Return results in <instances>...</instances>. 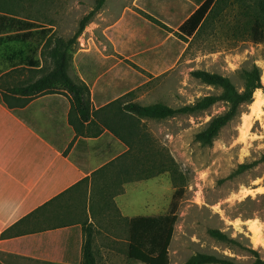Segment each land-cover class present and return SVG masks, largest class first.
<instances>
[{
  "label": "rangeland",
  "instance_id": "obj_1",
  "mask_svg": "<svg viewBox=\"0 0 264 264\" xmlns=\"http://www.w3.org/2000/svg\"><path fill=\"white\" fill-rule=\"evenodd\" d=\"M256 1L242 0L218 16L212 14L199 33L186 38L179 27L197 10L193 0H107L72 51L70 75L82 76L90 87L98 83L100 92L113 94L111 100L133 92L125 102L162 103L174 109L219 93L195 79V70L227 76L242 90L239 73L258 66L264 86V43H256L249 34ZM95 3L0 0V13L51 28L57 37L69 39ZM37 58L40 71L20 69L9 75L41 78L51 70L52 61L47 50ZM260 92L259 105L244 106L212 146L201 145L195 137L227 111L224 102L194 115L142 120L143 133L149 137L141 147L145 153L151 150L153 164L162 163L167 169L129 192L128 214L169 217L161 237L148 248L150 264H186L198 254L251 264L255 261L251 250L264 259V91ZM129 162L132 166L133 160ZM179 190L178 209L170 215ZM210 230L224 232L238 244L221 242ZM110 233L120 243L105 251L99 242L98 264H143L127 257V222L122 228L113 225Z\"/></svg>",
  "mask_w": 264,
  "mask_h": 264
},
{
  "label": "crops",
  "instance_id": "obj_2",
  "mask_svg": "<svg viewBox=\"0 0 264 264\" xmlns=\"http://www.w3.org/2000/svg\"><path fill=\"white\" fill-rule=\"evenodd\" d=\"M5 50L0 48V264H84L87 228L94 230L95 250L102 242L108 251L120 243L110 233L113 225L122 228L126 219L143 216L128 214L130 189L143 181L129 180L128 148L108 130L98 134V124L85 123L77 133L70 118L80 116L67 91L9 93L37 79L10 76L33 70L8 67ZM73 79L89 86L95 110L117 100L100 92L98 83Z\"/></svg>",
  "mask_w": 264,
  "mask_h": 264
},
{
  "label": "trees",
  "instance_id": "obj_3",
  "mask_svg": "<svg viewBox=\"0 0 264 264\" xmlns=\"http://www.w3.org/2000/svg\"><path fill=\"white\" fill-rule=\"evenodd\" d=\"M107 0H96L95 6L79 22L78 30L73 37L64 39L57 37L51 28L39 26L35 23L9 14L0 13V48L6 47L2 53V59L8 67L31 68L40 71L41 61L38 54L47 50V55L52 61L51 70L33 83L17 86L9 89V93H19L25 96H34L43 92H55L56 88L67 91L71 95L73 112L80 118L75 122L70 118L71 124L78 134L83 133L85 123L98 124V134L108 130L128 148L125 158L133 160L129 174L130 181L151 179L159 176L165 170L162 163L153 164L151 150L145 153L143 146L148 142V135L143 133L142 120H166L181 115H194L206 111L220 102L228 105L225 113L214 117L204 129L196 134V141L203 146H212L221 131L235 121L242 108L254 102V94L257 90H263L261 81L262 72L258 66L251 69H243L239 76L243 83L239 90L232 80L218 73L205 70H195L192 76L203 84L213 87L219 93L205 96L194 104L180 108H171L162 103L153 105H141L135 102H125L133 92L118 98L108 105L95 110L91 101V92L87 84L76 81L70 76L72 51L78 39L84 33L96 14L101 11ZM198 8L179 27L182 37L192 38L205 26L212 14L219 13L233 5L242 3V0H193ZM241 5V4H240ZM253 8L256 14L252 17L250 37L256 43H264V0H257ZM251 24V25H250ZM19 46L14 49L13 46ZM6 68V67H5ZM41 68V69H39ZM5 102L10 103L7 94H3ZM141 159V161H140ZM157 169L153 172L147 169ZM146 167V168H145ZM176 186V184H175ZM181 191H177L170 207L169 214L173 215L178 209V200ZM169 217L164 216H140L126 219L128 225L127 257L131 261L150 264L151 257L148 248L155 244L161 237ZM87 239L84 245V264H98L97 253L93 243L92 228L86 229ZM210 235L215 239L228 243L238 244L237 240L219 230H210ZM255 261L251 264H264L255 250H251ZM186 264H237L229 258H221L210 254H198L188 260Z\"/></svg>",
  "mask_w": 264,
  "mask_h": 264
},
{
  "label": "bare ground",
  "instance_id": "obj_4",
  "mask_svg": "<svg viewBox=\"0 0 264 264\" xmlns=\"http://www.w3.org/2000/svg\"><path fill=\"white\" fill-rule=\"evenodd\" d=\"M261 97H262V94L260 92V90H257L254 94V102H253V106H258L259 103L261 102Z\"/></svg>",
  "mask_w": 264,
  "mask_h": 264
}]
</instances>
